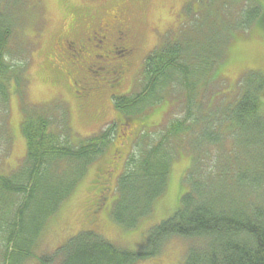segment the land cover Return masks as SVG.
Segmentation results:
<instances>
[{
	"label": "rangeland",
	"instance_id": "obj_1",
	"mask_svg": "<svg viewBox=\"0 0 264 264\" xmlns=\"http://www.w3.org/2000/svg\"><path fill=\"white\" fill-rule=\"evenodd\" d=\"M253 3L260 13L248 23L246 13ZM8 13L14 20L6 41L8 56L3 57L10 67L8 95L5 103H0V122L6 125L5 136L9 139L6 146L4 141L0 144V264L6 248L14 251L15 245L22 247L29 241L31 255L19 264H39L41 258L53 255L69 239L89 230L117 248L142 249L148 230L169 218L178 207L179 197L188 190L184 180L195 152L203 155L207 175L222 170L232 187L229 191L236 192L231 195L233 198L244 203L254 199L263 204L264 183L238 189L236 180L238 173L255 166L253 159L259 161L264 153V139L259 146L245 144L251 132L230 127L228 131L227 116H220L240 99L244 84H251L252 77L247 74L258 71L264 77V30L256 25L260 18L264 19V0H21ZM203 26L212 30L217 45L211 66L200 65L192 55L178 60L187 65V70L170 72L148 103L130 111L129 137L121 146L105 143L102 153L91 155V160L79 164L77 169L76 161L67 158L60 159L54 167L44 163L32 207L21 214L19 203L23 198H16L5 186L26 157L20 127L27 113L44 116L45 135L51 145L77 149L119 119L112 107V95L119 97L138 91L136 88L143 82L144 61L149 56L162 45L167 49L165 42L177 41L184 34L193 33L194 27ZM95 32L99 33L95 39L99 40L100 34L106 37L104 50L111 43L118 48L128 46L130 50L120 58L102 61L105 74L96 70V66L88 71L94 56L103 54L93 39ZM122 33L128 36L123 37ZM72 45H77L73 48L76 52L82 46L85 53L76 56L69 50ZM119 63L127 68L113 90L110 79L117 75L109 76V72ZM187 84L193 88L190 93ZM174 126L182 129L178 137L171 138L168 132ZM207 130L213 131L216 142L204 139L203 135H212L204 132ZM239 143H244L245 151ZM151 149H157L156 162L167 155L172 158L166 188L135 226L124 227L111 216L118 198V177L133 171L140 156ZM111 161L115 173L107 177L103 168ZM77 172L72 180V174ZM58 180H68L73 183L72 188L42 225V220L35 219L39 213H45L43 209L47 206L40 197L59 192ZM102 182L107 190L99 195L103 192ZM209 184L206 193H215ZM103 196L104 201L97 209V201ZM226 205L224 201L217 206L222 209ZM21 219L24 234L7 245L8 226ZM33 220L37 225H32ZM212 242L209 237H171L162 244L157 256L138 264H183L191 248L204 251ZM52 264L58 262L54 260Z\"/></svg>",
	"mask_w": 264,
	"mask_h": 264
},
{
	"label": "trees",
	"instance_id": "obj_2",
	"mask_svg": "<svg viewBox=\"0 0 264 264\" xmlns=\"http://www.w3.org/2000/svg\"><path fill=\"white\" fill-rule=\"evenodd\" d=\"M20 2L21 0H0V103L6 101L10 77L8 75L10 67L3 61L4 55L8 56L6 41L10 37L14 20L8 13V9L19 5ZM259 13L260 10L253 3L246 13L247 22L250 23ZM256 25L264 30V19L260 18ZM214 40L212 30L203 26L194 27L193 33L184 34L177 41L165 42L164 45L167 46V49H164L163 45L160 46L161 48L159 47L144 61L141 80L143 82L136 88L138 91L119 97L112 95V107L119 114V119L112 122L107 131L102 132L98 137L90 138L89 142L81 144L77 149L70 150L69 147L60 148L51 145L45 135L44 116L37 112L31 113L34 116L27 113V117L20 127V133L26 143V157L5 186V189L16 198H23V201L19 203L21 214H25L32 207L31 204L39 190L38 185L42 179L41 167L44 163L54 167L59 164L60 159L67 158L76 161L74 163L75 169H77L79 164L90 161L91 155L102 153L106 146L105 143L108 145L112 142L121 146V143H124L129 137L131 122L127 115L130 111L143 103H148L150 96L154 94L159 84L165 81V77L170 72L173 70L185 72L187 70V65L178 61L184 59V55L197 57V61L202 66H211V60L214 61L213 53L217 49ZM186 51L192 52L188 54L185 53ZM13 71L14 69L11 70V73ZM247 75L252 77L251 84H244L240 99L220 117L227 116L228 131L229 127L239 132L248 129L252 135L251 137L245 136L247 138L245 144L254 147L259 146L264 139V77L258 71H251ZM189 86H187L188 93L193 91V88ZM113 89H117V87L113 86ZM3 119L5 120V118ZM5 128L6 125L4 126L0 122V144L4 141L6 146L5 141L8 142L9 139L5 136L7 130ZM180 129H182L181 126L172 127L168 132L169 136L171 138L178 137ZM204 132L212 134L203 135L204 139L216 142L213 131ZM239 145L244 150V143H239ZM155 148L159 149V146ZM157 149L144 151L145 153L140 156L138 165H135L133 171L120 174L118 177L116 185L118 198L113 204L111 216L114 221L124 227L135 226L138 218L150 211L153 201L166 188L172 158L167 155L156 162ZM202 156L195 152L184 180L188 190L179 197L176 211L169 218L148 230L142 249L130 251L117 248L89 230L80 232L69 239L53 255L41 258L39 264H52L54 260L58 264H138L157 256L162 244L171 237L185 239L209 237L213 241L204 251L191 248L183 264H264V202L262 201V204L253 199L244 203L239 202L236 197L233 198L231 195L236 192L234 189L232 193L229 191V188L232 189V187L224 179L222 170L221 172L215 170L216 174L213 176L204 172L207 168ZM57 157H60L58 161H56ZM226 157H229V153ZM250 160V163L254 160L255 166L238 173L236 180L238 189L243 185L255 187L259 186L258 183L261 185L264 183V153L261 154L259 161L252 160V158ZM113 164L111 161L104 165V174L107 177L113 176L115 173L112 169ZM107 166L111 168H107ZM78 172L76 175L72 174V180L76 178ZM198 175L210 180H205ZM209 181L214 182L213 185L209 184ZM96 182L98 184L99 179ZM208 184L213 187L215 193H206ZM72 185L73 183H69L68 180L66 182L58 180L57 190L60 188V191L40 197L47 206L46 209H43L45 213L37 212L39 215H36L35 219L42 220L41 224L45 223L51 212H56L60 201L71 190ZM103 185L104 187L100 189L103 192H99V195H103L107 190H105L106 184L102 182L101 186ZM135 196H139V198L135 200ZM204 198L207 201L204 202ZM103 201L104 196L97 201V209ZM224 201L227 202V205L222 209L219 208L217 205L223 204ZM207 205H210L209 208L206 207ZM19 221L8 226L10 232L7 245L11 244L14 239L17 241L19 236L24 234V223L22 219ZM32 225H37L36 221L33 220ZM29 230L31 231V227ZM29 246L30 241L22 247L15 245L14 251L11 248H6V254L2 256V264H19L23 259L29 258L31 255ZM15 258L18 259L15 260Z\"/></svg>",
	"mask_w": 264,
	"mask_h": 264
},
{
	"label": "flooded vegetation",
	"instance_id": "obj_3",
	"mask_svg": "<svg viewBox=\"0 0 264 264\" xmlns=\"http://www.w3.org/2000/svg\"><path fill=\"white\" fill-rule=\"evenodd\" d=\"M101 33H102V31H101ZM97 34H99V33H97V32L94 33L95 36H94L93 39L99 44L98 48H100L101 50H103V54L100 55V56H94V60L89 63V69H88V71L91 72L90 69H92V67H95L96 66V70H99V72H102L103 74H105L106 73V67H103L102 66L103 65V62L106 63L107 60L120 58V57L124 56L123 53H127L130 50L127 48L128 46H125V45L120 46V48L114 47L113 43H111L110 46L107 49L104 50L103 49L104 48L103 43H104V40H105L106 37L103 36L102 34H100L101 35L100 36V39L99 40L98 39H95L96 36H98ZM120 34L121 33H118V35H120ZM122 36L123 37H125V36L127 37L128 35H127V33H122ZM119 39H121V38H119ZM64 46H65V43H64ZM75 46H77V45H75ZM75 46L74 45L69 46V50L72 51V52L77 53L76 56H78L79 53H81V55H83L85 53L82 50V46L79 47V48H81V50H78L77 52L74 51L73 48ZM67 54H68V56H70L69 52ZM81 55H80V57H81ZM120 64L121 65H117V66L113 67L112 69H110V72H109V76L117 75L116 78H111L110 79L111 80L110 82H112V84H114L115 87H118V83L124 77V72H125V70L127 68V65L126 64H124V63H120ZM104 79H107V78H104Z\"/></svg>",
	"mask_w": 264,
	"mask_h": 264
}]
</instances>
